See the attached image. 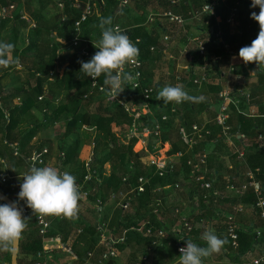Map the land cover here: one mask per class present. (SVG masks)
Segmentation results:
<instances>
[{
  "label": "trees",
  "instance_id": "16d2710c",
  "mask_svg": "<svg viewBox=\"0 0 264 264\" xmlns=\"http://www.w3.org/2000/svg\"><path fill=\"white\" fill-rule=\"evenodd\" d=\"M32 1L0 0V42L10 43L14 46L6 57L7 66L0 65V92H5L2 97L4 103L9 100H17L11 109L10 120H4L1 125L0 131L3 136L0 143L9 146V143L14 140L12 131L24 120L29 119L31 110L36 107L39 109L47 107L50 112L45 113L44 116L48 118V123L35 119L31 128L21 132V155H18L17 158L22 161L27 159L30 163L31 154L26 148L29 141L49 123L54 125L57 122H63L64 130L59 131L62 139L76 134V139L66 152L64 160V163H71L78 156V148L81 143L77 137L78 131L84 127L93 129L96 134V144L92 164L96 168V173H94L91 182L85 183L86 167L83 162L80 165L82 175L80 178H76V182L88 190L89 184L88 196L95 201L101 199L106 202L110 200L113 193L118 196L120 192H129L124 201L130 200L131 209L126 210L120 204L112 217L110 224L112 235L109 236L106 243L100 242V231L103 228L100 224L102 223L92 224L86 227L82 233H78L70 247L77 256L76 264H119L118 255L106 259L103 256L112 250L119 254L126 248L130 249V258L126 264H147L146 257L148 260L151 257L147 251L150 245L156 253L154 258H165L161 264H178L180 259L177 254L178 242L193 240L199 246H206V243L199 237L202 229L195 231L193 226V230L188 234H181L180 239L172 237L170 240H163L160 245L155 244V235L148 234L146 231L150 227L156 231L163 224L158 214L157 188L175 185L177 181H191L196 188V194H199L201 208L198 213L201 212V215L198 218L206 221L210 216L211 220L217 217L214 208L217 203L214 191L219 190V184L225 181L217 172L208 174L207 179H215V181L213 190L204 196L195 181L198 173L196 166L198 159L194 158H198L205 151L210 152L211 149L216 150L222 145L224 147L227 145L220 126L215 121L213 124L204 123L203 116L208 112L212 113L211 104L215 105L220 102L219 92L223 86L224 77H228L229 73L237 75L239 78L246 77L248 67H254V62L245 63L238 53L241 47L250 46L258 35L259 24L251 17V13H258L259 7H252V0H226L217 9L216 15L204 14L200 21L195 19L201 30L199 41L203 42L207 50L215 55V75L216 78L221 79L216 81L210 78L201 86L189 82L188 84H192L201 92L200 96L192 97L203 96L205 99L177 104L175 102L165 103L163 100H157L156 97L158 91L165 85L175 86L176 84V72H173L177 69V64L173 58H170V53L167 51L169 43L165 41L164 37L172 32L177 33V31H179L178 34L184 36L183 27L159 17H156L153 22H149V15L172 9L189 18L190 13L212 0H181L178 5H171L170 0H130V4L125 7H120L119 0H60L63 7L54 0H36L34 7ZM11 4H16L18 10L15 9L10 15L4 17L1 12L2 7H10ZM53 4L56 13L48 17L45 9ZM88 4H91L93 11L82 23L79 33L81 39L88 40V42L81 40L72 52L66 51L77 34L75 23ZM23 7L26 11H23ZM234 8H237L235 22L239 24L238 32H233L231 24L228 22ZM22 11L25 12L27 18L22 17ZM109 16L112 17L113 26H119L122 32L139 48V56L143 64L141 85L134 88L131 82H126L123 85V91L118 95L119 99L132 100L131 103L134 107L131 111H128L118 100L110 96L108 86L103 83L105 79L103 74L96 78L97 85L93 86V79L80 71L81 61L90 60L99 50L94 44H98L101 39L100 21ZM219 17L220 20H218ZM219 30H221V36L217 35ZM197 43L198 41H194L198 51ZM225 44L228 48L225 47ZM86 46L89 50L88 55L82 53ZM230 50L234 53L233 57L229 54ZM61 51L63 52L60 55ZM124 71L131 73L129 68ZM256 75L258 79L255 83L250 82L247 78L245 83L236 87L235 95H238L237 97L241 100L238 105H230L229 123L233 126L232 131L244 133L246 138L234 137L235 143L244 151V158L240 159L237 154L231 156L233 167L230 170V181L223 184L225 187L229 183L241 186L249 181L246 175L249 169L264 168V139L259 138L260 135L264 136V124L260 123L261 120H264V110H262V117H256L247 112L256 100L261 99L264 104V71H257ZM184 80H186V76H184ZM150 87L154 88V93L149 100L150 109L145 112L141 106L146 101L145 90ZM240 90H243L245 94L240 95L239 92H242ZM18 99L22 100L20 104H18ZM173 108H176L175 112L172 111ZM135 113L138 115L137 118ZM4 114L5 112L3 113V109L0 108V117H5ZM164 114L168 115L166 120L162 119ZM216 114L213 112L209 115L208 113L210 117H216ZM135 122L139 129L149 126L154 130L155 126L160 124V134L156 141L164 143L169 140L171 142L169 154L184 152L181 164L177 165L174 171L160 176L148 159L151 149L137 150L135 148L139 138L129 134V130ZM193 123L205 125L210 132H204L201 137L196 136V140L191 143L183 137L181 130L184 126L190 128ZM152 145L154 143L150 144V146ZM214 154L211 152L209 156V169L214 168L211 167V157L215 156ZM189 159H192V165L188 163ZM108 163L111 164V168L107 175L105 172ZM239 174L244 180L235 183L233 179L239 177ZM141 178L144 182H141ZM255 178L263 185L260 192H256L253 187L247 189L243 194H238L228 188L223 191L220 189L225 197L236 195L235 202L243 205V211L247 208L251 212L252 220L258 217L250 224V227L239 231V246L237 248L233 247L228 234L222 238L227 242L221 251L226 250V255L236 264H241L242 258L254 251L260 237H257L256 229L259 226L264 228V222L259 223L262 221H260V214L255 207L258 196L264 194V174L258 172ZM141 184L144 185L143 191L139 190ZM0 191L12 197V192L9 189L0 186ZM195 192L193 190L192 194ZM220 198L219 196L217 199ZM0 204L5 203L0 200ZM23 204L28 210L23 215L27 228L22 233L20 240L18 261L19 264H34V257L38 251L44 250L45 241L36 220L37 213L27 206L26 200ZM230 212H235V207L231 208ZM143 219L146 221L143 231L131 229L132 226L139 224L137 220L142 222ZM65 226L69 229L71 222L60 220L51 226L50 231L59 232L62 241L68 243L67 234L63 232ZM122 237L124 240L120 241ZM195 237L196 239H194ZM262 237H264V232ZM81 244L83 245L80 246ZM76 247H79L80 250L76 251ZM153 261L152 263L155 264ZM10 262L11 254L0 251V264H10Z\"/></svg>",
  "mask_w": 264,
  "mask_h": 264
},
{
  "label": "crops",
  "instance_id": "0c3cea01",
  "mask_svg": "<svg viewBox=\"0 0 264 264\" xmlns=\"http://www.w3.org/2000/svg\"><path fill=\"white\" fill-rule=\"evenodd\" d=\"M32 1V0H30ZM57 0H54L56 2ZM34 7L36 5V0H33ZM24 8V7H23ZM16 11L18 10L17 5L15 4ZM26 11L24 8L23 11ZM22 13H25L23 12ZM45 13L48 17H51L52 15H55L56 10L53 5H50L46 7ZM259 13V12H258ZM257 13V14H258ZM28 14V13H27ZM220 20V17L218 18ZM231 28L233 32H238L239 24L234 22L231 23ZM184 31V36L177 33L170 34V42H168V49L167 51L170 53V58H173L176 61L177 69L173 73H182L184 72V69L189 66L193 68L195 73L199 74L201 73L202 67L206 66L209 69L211 78L216 81H220L221 78H216L215 71H216V63L214 62L215 55L210 53L208 51L207 55L202 56L197 51L196 45L194 44V40L200 36L201 30L198 26V23L195 21V19L189 20L187 22V26H184L182 28ZM88 42V40H86ZM72 52V51H71ZM219 58V57H218ZM254 67H248V74L246 77L239 78L236 75H231L230 78L224 77L225 84L228 83V79L230 81V86H235L236 84H243L245 83L246 79L250 80V82L255 83L258 79V76L256 75L257 71H264V65H257L254 62ZM21 67V65H19ZM170 74V73H169ZM215 78V79H214ZM185 90L188 92L190 96H200L199 89L192 86V84H187L185 87ZM5 95V92H0V108L3 109V113L8 112L11 117V109L15 106V102L17 100H9L8 102L4 103V99L2 98ZM41 98V97H40ZM42 99V98H41ZM43 100V99H42ZM59 101V100H58ZM22 102L21 99H18V104ZM220 102L214 104H211L210 107L212 109V113L215 114L219 110ZM250 109L247 111L249 114L255 115L256 117H262L261 115L262 110H264V104L260 100L254 101V103L249 107ZM141 109L143 111H147V109L142 104ZM50 109L47 107H44L42 109L34 108L31 110L30 116L28 120H24L23 123H21L18 127H16L12 131V137L13 141L9 143V146H5V144L0 143V174L3 172H9L11 175L14 176V178L7 184H4L0 181V186L5 189H9L12 192V198L15 200L14 196L18 197V193L20 191V185L23 182V176L26 175L30 170V163H28V160L22 161L21 159L18 160L17 156L21 155L20 150V140L22 139V131L27 130L31 128L34 123L35 119L37 120H43V123H48V118L44 116L45 113H49ZM209 115L212 114L211 112H208ZM206 113L204 117V123H211L213 124V121L215 117H210ZM5 115V114H4ZM258 115V116H257ZM5 117H0V128L4 120L9 121L10 120ZM22 116L20 117V119ZM264 119V118H263ZM262 124H264V120H261ZM199 124V123H197ZM57 125H62V128H56V130H60L62 132L64 130V123H55L54 125L49 123L44 128L40 129L38 133L29 141L27 144V151L28 153L32 154L34 152H40L44 148H48L49 152L45 155V160L43 164L37 165V167H44V166H52L57 169H59L61 172H69L75 178H80L82 175L81 167L80 165L89 159L92 160L95 156V151L93 147V142L95 141V132L93 129L89 127H84L80 129L78 132V138L81 140L80 146L78 148V156H76L75 161L71 163H64V160L66 159V152L69 150L71 144L74 143L75 137L69 136L68 138L62 139L61 133H54L55 135L52 137H47L48 131L55 129ZM264 127V125H263ZM183 128L189 129L188 126H184ZM88 130V131H86ZM92 130V132H91ZM93 135V137L89 136V134ZM143 130H141L140 133H142ZM46 133V134H45ZM145 137L143 139H146V142H143L139 136L138 143L141 144L140 149H151V152H149L148 159L150 160L154 156H158L162 159H177L176 154H169L168 151L171 149V142L168 140L164 143H161V141H156L157 138H154L151 135H147V131L143 132ZM2 133L0 131V139L2 138ZM131 136V135H130ZM89 139L92 140V142H89ZM151 143H154V145L150 146ZM12 144L18 145V151L19 154L16 155L13 153L14 148ZM96 144V143H95ZM216 149V148H215ZM232 151L231 146L227 144L225 147L222 145L218 149L214 150L211 149V152L215 153L213 157H211V167L213 166V169H209L210 175L214 172H217L219 174L224 183H228L229 176L233 167V161H232V153L229 155L228 150ZM210 150V149H209ZM227 150V151H226ZM89 152V153H88ZM64 153V157L62 155ZM225 154V155H224ZM85 156V157H84ZM210 159V158H209ZM2 161H5V165ZM19 161V162H18ZM182 161V159H181ZM91 163V164H92ZM210 163V161H209ZM181 164V163H180ZM92 167L94 168V164H92ZM210 167V165H209ZM110 164H107V170L105 174L110 173ZM96 171V168H94ZM233 174V173H232ZM226 179V180H224ZM235 183H240L244 180L239 174V177L233 179ZM197 183V182H196ZM221 182L219 184L220 189L223 191L227 187H225ZM176 184H179V187H176ZM175 185H165V186H159L157 189L158 193V200H157V206L159 207V218L161 219L162 227L156 229V231L153 229V233L155 235V244L160 245L163 243V240H170V238H176L180 239L181 234H188L189 232L186 230L184 226L183 219L185 218L187 222H189L191 225L194 226V230L202 231L199 233V237H202L204 231L208 228H211L214 230L215 234L220 237L224 238L227 234V216L229 214H235L236 221L239 224V230H245L250 227V224L257 220L258 217L254 220H252V214L251 212L246 208L244 211H235L230 212L231 208L237 207L241 203L235 202V196H224L222 195V191L219 189L217 190L219 194H214L215 197V203L214 208L216 210V218L211 220V216L207 218L206 221H203L202 218H198L201 215V212L198 213V210H200L199 205V194H196L194 184L191 181H177ZM197 185L200 187V191L204 193V196L209 193L208 190H204L201 188V186L197 183ZM12 186H15V190H12ZM89 190L90 186L88 184ZM84 190V188H82ZM88 190V189H85ZM88 190V191H89ZM193 193L192 194V192ZM192 191V192H191ZM211 191V190H210ZM80 192V199L78 201V212L73 217H65L63 215H45L47 219H49L52 223L51 226H54V224L60 220H68L71 222V227L68 229L66 226L63 229V232L67 234V242H63L61 239V234L59 232L50 231L48 232L47 236L44 238V249H46L47 255L46 260L49 262V264H76L77 256L73 253V251L70 249L72 246V243L74 242L76 236L78 233H82L86 227L95 224V223H102L100 225L103 226L101 229V237L100 242L106 243L109 239V236H111V229L110 224L112 217L114 216V213L116 210L120 207L121 204V195H118L117 197H110L109 201L103 202L101 199H97L95 201L94 199L90 198L89 196L84 197L83 191L79 189ZM126 195L129 194V192H122ZM112 196V195H111ZM219 196L221 197L220 199ZM19 198V197H18ZM16 201V200H15ZM21 203L25 200H21ZM17 202V201H16ZM101 202V203H100ZM18 203V202H17ZM98 203V204H97ZM24 205V204H23ZM131 209V205L129 207ZM128 208V209H129ZM127 210V209H126ZM55 216V217H54ZM107 216V217H106ZM96 217V218H95ZM199 219V221H198ZM259 223H263L264 219L259 218ZM137 226H132L131 229L143 231V228L146 224L145 219H143L142 222H139ZM139 227V228H137ZM162 230L164 233L163 235L159 236L158 232ZM261 231V236L258 239V243L254 247V251L250 253L247 256H244L242 258V263L246 261H251L254 258H258L263 252H264V237H262V233L264 232V228H261L260 226L256 229ZM127 231V230H126ZM125 231V232H126ZM99 232V233H100ZM147 232V231H146ZM196 239V237L194 238ZM193 241V240H191ZM194 242V241H193ZM81 244L80 246H82ZM80 250L79 247H76V251ZM148 254L151 256L148 260V257H146L147 264H153L152 261L155 264H161L165 258L161 259L159 257H155L156 253L153 250V247L150 245L147 249ZM177 254L180 256V253L177 250ZM118 257V263L119 264H126L128 262V259L130 258V249L126 248L121 253H116L115 256ZM133 259V258H132ZM25 264V263H24ZM203 264H236L230 257L226 255V250L220 251L219 253H213L209 257H206L203 259Z\"/></svg>",
  "mask_w": 264,
  "mask_h": 264
},
{
  "label": "clouds",
  "instance_id": "9594fccd",
  "mask_svg": "<svg viewBox=\"0 0 264 264\" xmlns=\"http://www.w3.org/2000/svg\"><path fill=\"white\" fill-rule=\"evenodd\" d=\"M256 6L259 7V13L253 12L251 17L259 24L258 35L250 46L241 47L238 55L245 63L255 62L259 66L264 65V0H252V7ZM99 26L101 39L98 44H94L99 50L90 60L81 61L80 71L92 79L103 74L104 85L108 86L110 95L116 97L123 91V85L133 79L132 74L125 72L124 68L127 64L136 62L139 49L119 26H113L112 17L102 18ZM13 47L10 43L0 42V65L7 66L6 57ZM156 99L179 104L193 100L203 101L205 98L190 96L181 85H165L158 91ZM18 197L26 200L27 206L34 213L70 218L78 212L80 192L75 176L69 172H61L52 166L33 165L23 176ZM26 228L25 218L16 201L0 204V251L13 255L17 253ZM201 239L206 246H199L191 240L185 241L186 246L180 249L178 264H203L204 258L219 253L227 242L211 228L204 231Z\"/></svg>",
  "mask_w": 264,
  "mask_h": 264
},
{
  "label": "built area",
  "instance_id": "2783aa9c",
  "mask_svg": "<svg viewBox=\"0 0 264 264\" xmlns=\"http://www.w3.org/2000/svg\"><path fill=\"white\" fill-rule=\"evenodd\" d=\"M22 1L25 2L27 0H22ZM57 1L59 2L60 6L63 7V4L60 2V0H57ZM119 2H120L119 3L120 7H125L128 4H130V0H119ZM170 2H171V5H178L181 2V0H170ZM225 2H226V0H212V1L204 4L200 9L194 10L192 13H190L189 18H186L182 13H178L172 9L166 10V11L161 12V13H156V14L151 13L149 15L148 21L153 22L156 17H159L163 20H166V21L171 22V23H176L178 26L184 27L189 20L198 19L200 21L204 14L216 15L217 9ZM14 10H15V4H11L10 7H2L1 12H2L3 16L5 17V16L10 15ZM92 11H93V9H92L91 4H88L87 8L82 12L80 18L75 23V32L77 34H75V36L73 37L72 43L70 45H68V48L66 49V51H69V52L73 51L80 44V41L83 40L79 36V33L81 32V25L92 14ZM236 13H237V8H234L233 12L231 13V15L228 19V22L230 24L235 22ZM22 17L27 18V16L24 13H22ZM217 35L221 36V30H219L217 32ZM164 39H165V41L169 42L170 35H165ZM83 41H86V40H83ZM194 41H198L197 46H198L199 54L202 56L207 55V53H208L207 47L203 42L199 41V37H197ZM87 47L88 46H86V48L83 49V51H82V53L85 55L89 54V50ZM225 47L228 48L226 44H225ZM62 52L63 51L59 52V54L61 55ZM229 54L232 57L234 56V53L232 50L229 51ZM142 65H143L142 60L140 59V56L138 55V58H137L135 63H129L124 68V70L127 68H129L131 70V74L133 76V79L130 82L134 88H137L141 85L140 78L143 75L142 74ZM231 70H233V67H231ZM199 75H197V73H195L193 68L187 66L184 69V72H182V73L177 72L176 73V76H175L176 84L175 85H181L185 90V87L189 82H193V83L201 86L202 83L209 81L211 78L209 69L206 66L202 67L201 73ZM231 75H233V74L229 73L228 78H230ZM184 76H186V80H184ZM229 83H230V81L228 79L227 84H225V82L222 84L223 86L219 92L220 106H219V110H218L214 120H215V123L220 126L222 135L225 137L227 144H229L231 146V148L233 149L232 154H237L240 159H243L244 158V151L235 143L234 137H241V138L245 139L246 135L244 133H240V132L234 133L232 131L233 126L229 123L230 105L231 104L238 105L240 100H241L240 98L237 97L238 95H235V89L237 86H239V84H236L235 86H230ZM96 85H97V80L93 79V86H96ZM100 89H102V86H100ZM240 91H242V92H239L240 95L245 94V92L243 90H240ZM153 93H154V88H152V87L147 88L145 90L144 97H145L146 101L143 103V105L147 110L150 109L149 100L151 99V96ZM246 95L248 96V94H246ZM110 96L113 97L112 95H110ZM113 98L115 100H118L120 102V104H122L128 111H131V109L134 107L131 103L132 100L128 101L126 98L119 99L118 96L113 97ZM172 111L175 112L176 108H173ZM5 116H6V118L9 119L10 114L8 112H6ZM135 117L136 118L138 117V115L136 113H135ZM167 118H168L167 114H164L162 116L163 120H166ZM160 128H161V125L157 124L155 126L154 130L152 129V127H149V126H146L144 129H139L137 123L135 122L133 124V126L131 127V129L129 130V134L131 136H133V135L139 136L141 138V140H143V142H146V139H143L145 137L143 132L147 131L146 136L154 135L153 136L154 138H158L159 134H160ZM141 130H143L142 133H140ZM206 131L208 133L210 132L205 127V125L193 123L189 129L182 128L181 134L183 135V137L185 139H188L191 143H193L196 140V136L201 137L202 134ZM259 138L264 139V136L260 135ZM12 145L14 148V153L16 155H18L19 154L18 145L17 144H12ZM94 146H95V142H93V147ZM48 152H49L48 148H44L40 152H34L32 154V156H30V158H29L30 168L33 165H35L37 167V165L43 164L44 160H45L44 159L45 155ZM210 154H211V151L210 152L205 151V152L201 153V155H199L198 158H194L195 160L198 159V161H197L198 163L196 164V166L198 168V171H197L198 173L196 174L195 181L201 186L202 189L208 190V191L213 190V184L215 181V179H207V176L210 173L209 168H208V162H209ZM62 155L64 157L65 154L62 153ZM176 155L177 156H175V157H177L178 160H176V159L167 160V159H162L158 156H154L151 159V165H153L156 168V171L160 176H164L166 173L174 171L176 166L182 162L181 159L184 157V152L179 151L176 153ZM191 160L190 159L188 160V163L190 165H192ZM2 162L4 163V165L6 164L5 161H2ZM91 162H92V160L89 159L85 163V167H86V173L84 176L85 183L91 182L94 178V173H96V171L92 167ZM258 172H262L264 174V168L262 169L259 167V168H256V170L249 169L248 172L246 173L249 181L245 182L241 186H237L234 183H229L227 185V188L232 190V191H235L238 194H243L247 189H249L251 187H253L256 192H260L263 188V185H261V183L259 181H257L255 178V175ZM13 178H14V176L11 175L9 172H3L2 174H0V181L4 184L9 183ZM140 180H141V182H144L143 178H141ZM77 185H78L79 189H81L83 191L82 195L84 197H87L89 195V191L85 190V189L83 190L82 189L83 186L80 183H77ZM176 187H179V184H176ZM12 190H15V186H12ZM139 190L140 191L144 190L143 184H141L139 186ZM214 194H219V192L217 190H215ZM118 195H121V197H122V199H121L122 207L124 209H128L131 205L130 200L124 201V199L127 195L125 193H122V192H120ZM112 197H117V194L113 193ZM255 207L258 210L260 217L264 219V194L258 196V200L255 204ZM235 211H243V205L242 204L238 205L235 208ZM24 212H28V210L25 208V206H24ZM36 220H37V223H38L39 228H40V233L45 238L47 236L50 228H51L52 223L49 219L46 218L45 215H40V214H36ZM183 221H184V226H185L186 230L188 232L192 231L193 225H191L189 222H187V220L185 218L183 219ZM239 231H240L239 230V224L236 221L235 214H229L227 216V234L230 237V239L232 241V245L234 248H237L239 246ZM147 233L152 234L153 229L151 227L148 228ZM163 233L164 232L162 230H160L158 232V235L161 236V235H163ZM256 235H257V237L261 236V231L256 230ZM123 240H124V237H122L120 239V241H123ZM185 246H186L185 241L178 242L177 243L178 252L180 253L181 247H185ZM46 255H47L46 249L38 251L34 257V264H49V262L46 260ZM90 255H91V253H90ZM115 255H116V251L112 250L108 253H105L103 258L106 259L110 256H115ZM241 264H264V252L258 258H254L251 261H246V262H243Z\"/></svg>",
  "mask_w": 264,
  "mask_h": 264
},
{
  "label": "water",
  "instance_id": "95a60500",
  "mask_svg": "<svg viewBox=\"0 0 264 264\" xmlns=\"http://www.w3.org/2000/svg\"><path fill=\"white\" fill-rule=\"evenodd\" d=\"M0 197H3V199H0V200L3 201L4 203L11 204L12 202L15 201L7 193H4L2 191H0ZM17 207L22 210V215H24V205L22 203H17ZM19 251H20V241H19L17 253H15L14 255L11 254L10 264H19V261H18Z\"/></svg>",
  "mask_w": 264,
  "mask_h": 264
},
{
  "label": "rangeland",
  "instance_id": "374dc122",
  "mask_svg": "<svg viewBox=\"0 0 264 264\" xmlns=\"http://www.w3.org/2000/svg\"><path fill=\"white\" fill-rule=\"evenodd\" d=\"M214 121H215V120H214ZM56 128H62V125H60V126L57 125V127H55V129H53V130H49V131H48V134H47V137H52V136H54V135H55L54 133H60V132H59L60 130L57 131ZM91 132H92V130H91ZM45 134H46V133H45ZM75 136H76L75 133L71 135V137H75ZM90 136L93 137V135H91V134H90ZM89 142L91 143L92 140L89 139ZM140 146H141V144H140V143H137V145H136L135 148L138 150V149H140ZM227 150H228V152H229L228 154L230 155V154L232 153V151H230L229 149H227ZM227 150H226V151H227ZM232 150H233V149H232ZM88 153H89V152H88ZM224 155H225V154H224ZM84 157H85V156H84ZM91 163H92V162H91ZM108 165H109V163H108ZM110 165H111V164H110ZM14 198H15V200H16L18 203H21V201H20V199H19L18 197L14 196ZM95 218H96V217H95Z\"/></svg>",
  "mask_w": 264,
  "mask_h": 264
}]
</instances>
